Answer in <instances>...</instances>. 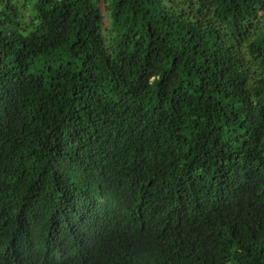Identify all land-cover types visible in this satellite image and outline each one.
I'll return each instance as SVG.
<instances>
[{
  "label": "trees",
  "instance_id": "obj_1",
  "mask_svg": "<svg viewBox=\"0 0 264 264\" xmlns=\"http://www.w3.org/2000/svg\"><path fill=\"white\" fill-rule=\"evenodd\" d=\"M0 264H264V0H0Z\"/></svg>",
  "mask_w": 264,
  "mask_h": 264
},
{
  "label": "rangeland",
  "instance_id": "obj_2",
  "mask_svg": "<svg viewBox=\"0 0 264 264\" xmlns=\"http://www.w3.org/2000/svg\"><path fill=\"white\" fill-rule=\"evenodd\" d=\"M100 9L103 14V21H102V27L105 30L106 36H108V31L110 30V24H111V17L109 16V13L105 9V4L102 2V5L100 4ZM24 15L27 17L28 16V9L27 10H22Z\"/></svg>",
  "mask_w": 264,
  "mask_h": 264
}]
</instances>
